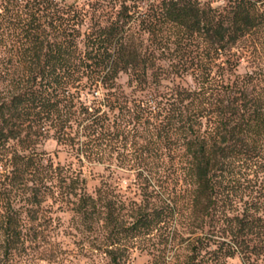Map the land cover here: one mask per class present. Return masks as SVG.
I'll list each match as a JSON object with an SVG mask.
<instances>
[{"label": "trees", "instance_id": "16d2710c", "mask_svg": "<svg viewBox=\"0 0 264 264\" xmlns=\"http://www.w3.org/2000/svg\"><path fill=\"white\" fill-rule=\"evenodd\" d=\"M53 209L97 264H264V0H0V264Z\"/></svg>", "mask_w": 264, "mask_h": 264}, {"label": "rangeland", "instance_id": "374dc122", "mask_svg": "<svg viewBox=\"0 0 264 264\" xmlns=\"http://www.w3.org/2000/svg\"><path fill=\"white\" fill-rule=\"evenodd\" d=\"M201 2L211 3L213 6H222L226 3V0H201ZM244 70L245 62H242L237 71L240 73ZM125 79V75L120 76L121 82H124ZM37 149L45 151L54 161L72 162L74 166H79V162L67 151V148L58 145L52 137L42 139L38 143ZM82 170L87 179V189L89 191H92L103 178L115 180L119 177V183L124 188L133 177L131 173L120 170H117V175L111 176L110 171L112 168L100 162L85 161ZM53 210L52 215L56 218L59 217V226L49 225L45 232V240L40 239L37 241L39 243L33 244L29 251L30 255L17 256L16 264H97L84 256V252L76 245L72 235L74 230L69 226L70 213ZM129 264H151V259L145 252L133 250ZM227 264H241V262L238 257H235L229 258Z\"/></svg>", "mask_w": 264, "mask_h": 264}]
</instances>
